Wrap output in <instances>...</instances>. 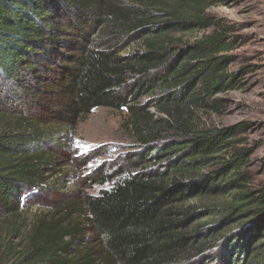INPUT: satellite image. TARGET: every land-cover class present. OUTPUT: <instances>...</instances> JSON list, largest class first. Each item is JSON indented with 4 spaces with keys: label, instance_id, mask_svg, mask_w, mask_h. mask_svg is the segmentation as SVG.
<instances>
[{
    "label": "trees",
    "instance_id": "obj_1",
    "mask_svg": "<svg viewBox=\"0 0 264 264\" xmlns=\"http://www.w3.org/2000/svg\"><path fill=\"white\" fill-rule=\"evenodd\" d=\"M242 1L0 0V264H264L245 124L193 118L222 110L217 96L244 75L227 71L242 39L207 15ZM5 84L34 98L27 111ZM32 103L44 114H27ZM96 109L125 112L141 152L90 177L110 187L27 219L55 164L48 131Z\"/></svg>",
    "mask_w": 264,
    "mask_h": 264
},
{
    "label": "rangeland",
    "instance_id": "obj_2",
    "mask_svg": "<svg viewBox=\"0 0 264 264\" xmlns=\"http://www.w3.org/2000/svg\"><path fill=\"white\" fill-rule=\"evenodd\" d=\"M207 15L233 27L234 34L242 39L243 44L229 54L233 61L227 71L230 74L243 72L244 75L237 90L217 96L216 99L223 103L222 110L218 113L196 112L193 118L203 128L222 129L245 124L244 134L238 136L241 141L239 148L247 149L250 154L248 171L251 185L255 188L264 183V0L212 7L207 10ZM206 33H211V30ZM202 35V32H194L187 40L193 41ZM44 78L52 81L55 77L49 72ZM5 92L13 96L8 102L9 107L18 111H27L34 100L13 84H5ZM2 99L5 101L3 96ZM45 110V107L32 103L27 114L42 115ZM149 113L156 115L153 109ZM48 132L50 139L44 147L54 155L55 164L50 168L49 185L29 200L33 205L26 214L29 220L39 213L47 214L75 194L96 195L100 189L110 187L109 184H92L90 177L103 168L111 173L113 168L122 164L121 161V166L125 167V159L141 152L123 111L96 109L74 126L58 127ZM81 241L87 246L96 242V238L87 228Z\"/></svg>",
    "mask_w": 264,
    "mask_h": 264
}]
</instances>
